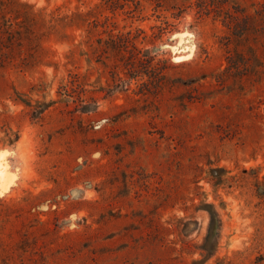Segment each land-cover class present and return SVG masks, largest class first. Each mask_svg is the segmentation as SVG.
Returning <instances> with one entry per match:
<instances>
[{
    "label": "rangeland",
    "instance_id": "rangeland-1",
    "mask_svg": "<svg viewBox=\"0 0 264 264\" xmlns=\"http://www.w3.org/2000/svg\"><path fill=\"white\" fill-rule=\"evenodd\" d=\"M0 264H264V0H0Z\"/></svg>",
    "mask_w": 264,
    "mask_h": 264
},
{
    "label": "snow or ice",
    "instance_id": "snow-or-ice-1",
    "mask_svg": "<svg viewBox=\"0 0 264 264\" xmlns=\"http://www.w3.org/2000/svg\"><path fill=\"white\" fill-rule=\"evenodd\" d=\"M5 155V153L0 152V158H2ZM3 174V164L0 162V175Z\"/></svg>",
    "mask_w": 264,
    "mask_h": 264
}]
</instances>
